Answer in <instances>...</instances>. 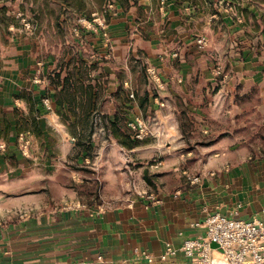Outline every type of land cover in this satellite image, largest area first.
Masks as SVG:
<instances>
[{
	"label": "crops",
	"instance_id": "1",
	"mask_svg": "<svg viewBox=\"0 0 264 264\" xmlns=\"http://www.w3.org/2000/svg\"><path fill=\"white\" fill-rule=\"evenodd\" d=\"M110 2L109 59L88 31L72 68L42 54L31 33L16 28L0 40V264H99L98 255L142 264L135 251L158 255L167 241L203 236L191 224L209 213L262 217L264 134L255 127L264 122V13L256 1ZM133 117L150 134L128 147L119 129ZM152 157L149 167L187 174L158 185V202L134 193L150 191L140 174ZM85 189L98 199L82 200ZM176 264L192 263L179 256Z\"/></svg>",
	"mask_w": 264,
	"mask_h": 264
},
{
	"label": "built area",
	"instance_id": "2",
	"mask_svg": "<svg viewBox=\"0 0 264 264\" xmlns=\"http://www.w3.org/2000/svg\"><path fill=\"white\" fill-rule=\"evenodd\" d=\"M160 9L165 0H159ZM113 3L109 2L101 14L92 13V18H79L82 32H90L98 35L101 44L105 48L104 56L111 58L112 45L107 31V17L110 15ZM196 43L199 48H204L207 41L203 37H198ZM171 56H177L173 52ZM150 78L159 83L160 79L156 68L150 65L146 68ZM214 73L226 77L220 65L215 66ZM132 97V94H129ZM43 105L50 109L49 98H43ZM127 127L132 131V136L136 139H142L149 134V127L140 117H133L126 122ZM25 134H20L19 139L28 143L24 138ZM198 178L194 177L193 181ZM147 198L158 202V198L153 193H148ZM76 206L84 208L85 205L76 202ZM98 212L102 208H97ZM262 217H253L250 220L228 217L219 212H212L206 215L202 222H194L191 225L202 227L203 236L184 238L179 245H174L167 241L163 250L154 255L147 251H135L133 259L136 263L142 264H176L179 256L192 264H264V208L261 210ZM181 234V233H179ZM210 242H215L216 247H211ZM99 264H108L101 255L96 256ZM85 264V263H80ZM119 264H127V261H121Z\"/></svg>",
	"mask_w": 264,
	"mask_h": 264
},
{
	"label": "rangeland",
	"instance_id": "3",
	"mask_svg": "<svg viewBox=\"0 0 264 264\" xmlns=\"http://www.w3.org/2000/svg\"><path fill=\"white\" fill-rule=\"evenodd\" d=\"M109 1L110 0H6L3 2L4 5L7 7L6 12L10 16L15 17L16 25L13 26L12 24H9V27L6 28L0 20V40L5 41L6 37L9 35L8 32L15 31L16 28L22 30V32L28 34L31 33V35L35 36L36 39L39 41V45L42 49V54L52 52L54 54L55 59H57V64H60L62 67L64 65L63 63L66 62L64 58H68V64L72 68L74 67L73 65L75 62H77V64L79 65V61H81L78 59V53H81L78 52V50H80V32H82V27L79 23V18H83L85 16L87 18H92V13L94 12L101 14L106 8ZM244 1H246L247 3L250 2V0ZM255 1V6L260 9L259 11L264 13V0ZM229 6L231 7V11L233 12V4L229 1L227 3L226 1L225 7ZM83 64H85L87 68L83 67L81 73L86 76V72L88 71L87 69L90 67L84 62ZM137 66V70L140 71V65ZM150 82L157 83L151 78ZM125 123L126 121L124 122V124ZM125 128L119 129L120 139L123 138L124 134L126 133L130 134V136L132 135V131L128 127L126 128L127 130ZM255 129L256 131L262 130L264 134V122L260 125L256 124ZM24 138L27 139L26 135L24 136ZM133 139L136 140V138L134 137ZM261 139L262 144L264 145V136H261ZM28 148L29 141L28 143H25L23 140L19 139V149L23 153H27ZM157 162V158L154 157L149 159L148 162L145 161L146 166H148V171H142L143 174H140V177L143 176L142 179L149 185L150 191H134V193L140 196H144L151 192L155 193V189L158 185L162 186V188H167L173 186L174 184L176 185L177 181L180 180V176H183L185 178L187 177V174H182L180 176L174 174L170 175L162 173L161 171H159L158 168L149 167V164L157 165ZM99 193L100 191L98 190L88 191L85 189L79 191V195L85 202L91 199H98ZM101 193L103 195L104 192ZM121 193H123L124 195L128 192L123 191ZM19 213L23 214L25 213V211H18V214ZM10 218H14L13 215H11L7 219Z\"/></svg>",
	"mask_w": 264,
	"mask_h": 264
},
{
	"label": "trees",
	"instance_id": "4",
	"mask_svg": "<svg viewBox=\"0 0 264 264\" xmlns=\"http://www.w3.org/2000/svg\"><path fill=\"white\" fill-rule=\"evenodd\" d=\"M1 4H0V20L2 21L4 27H9V24H12L13 26L16 25V19L14 16H10L9 14H7L6 9L7 7L4 5V1L6 0H0ZM61 1H66V0H61ZM108 1V0H105ZM112 1V0H110ZM109 1V2H110ZM3 3V4H2ZM56 76H58V73L56 74ZM121 144L124 146H128V147H132L133 145H135L137 143V140H130V136L129 134H124L123 138H121Z\"/></svg>",
	"mask_w": 264,
	"mask_h": 264
},
{
	"label": "water",
	"instance_id": "5",
	"mask_svg": "<svg viewBox=\"0 0 264 264\" xmlns=\"http://www.w3.org/2000/svg\"><path fill=\"white\" fill-rule=\"evenodd\" d=\"M210 246H211V247H216L217 245H216L215 242H210Z\"/></svg>",
	"mask_w": 264,
	"mask_h": 264
}]
</instances>
